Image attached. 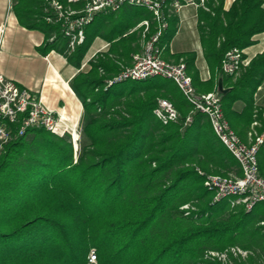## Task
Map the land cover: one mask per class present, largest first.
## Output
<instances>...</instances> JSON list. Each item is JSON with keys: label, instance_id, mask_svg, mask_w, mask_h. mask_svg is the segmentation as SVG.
I'll return each instance as SVG.
<instances>
[{"label": "trees", "instance_id": "obj_1", "mask_svg": "<svg viewBox=\"0 0 264 264\" xmlns=\"http://www.w3.org/2000/svg\"><path fill=\"white\" fill-rule=\"evenodd\" d=\"M43 6L44 0L14 5L23 28L45 35L43 55L56 51L81 70L97 38L111 48L71 83L85 111L80 153L69 135L46 129H32L0 151V264H88L92 251L99 264H226L210 253L232 249L248 253L247 259L230 254L234 264H264V208L248 212L228 200L216 203L204 185L207 175H242L208 117L198 114L186 126L192 106L170 80L105 89L141 50L143 31L135 28L150 20L148 39L157 32L153 14L127 6L100 15L86 28L84 43L68 54L61 27L47 23ZM263 6V0H236L225 11L222 0H209L210 11L200 10L206 59L230 89L218 93L223 111L242 137L257 111L264 132V106L255 101L264 84V53L238 77L225 78L221 68L231 49H247L264 33ZM174 34L167 27L160 44L170 43ZM187 58L199 89L205 84L195 71L196 55ZM161 99L174 105L178 122L164 125L155 116ZM239 104L242 111L236 110ZM259 163L264 175V146Z\"/></svg>", "mask_w": 264, "mask_h": 264}, {"label": "built area", "instance_id": "obj_2", "mask_svg": "<svg viewBox=\"0 0 264 264\" xmlns=\"http://www.w3.org/2000/svg\"><path fill=\"white\" fill-rule=\"evenodd\" d=\"M209 0H44L43 11L47 23L59 25L61 33L68 41V54L84 43L85 30L100 15L118 13L124 7L131 6L145 8L153 14L157 32L149 39L152 23L143 21L139 28L143 29L145 44L140 53L133 55L131 66H122L120 72L107 80L106 88L129 81L144 82L152 79L173 81L188 103L192 112L186 119L189 126L194 116L206 115L212 128L225 148L238 161L242 175L230 174L207 175L205 187L214 194V202L230 201L233 207L244 206L248 212L258 204L264 202V175L260 173L259 153L264 146V132H260L262 121L259 112L249 132V142L244 143L231 128L226 119L222 101L217 93L199 94L193 79L188 74L187 64L168 62L163 59V48L160 39L168 27L166 14L167 3L177 11L186 6L207 7ZM15 0L8 2V18L0 23V59L4 51L8 19L14 14ZM56 38L54 36L51 41ZM246 49H231L222 62V73L227 77H238L251 64ZM87 65L84 66V68ZM104 73V71H101ZM264 96V86L259 87L255 99L259 103ZM258 105V104H257ZM260 106V105H258ZM155 116L164 124L178 122L180 115L174 105L167 100H159L154 111ZM264 120V114H263ZM32 129H46L54 135L71 137L75 151L79 150L81 141L80 122L72 123L64 113H57L46 107L45 103L33 95L29 89L8 80L0 73V151L10 141L25 136ZM186 206L183 210H188ZM230 254L247 257L248 253L239 249H232L225 253H210V256L226 264L230 261ZM88 264H99L95 251L89 256Z\"/></svg>", "mask_w": 264, "mask_h": 264}, {"label": "crops", "instance_id": "obj_3", "mask_svg": "<svg viewBox=\"0 0 264 264\" xmlns=\"http://www.w3.org/2000/svg\"><path fill=\"white\" fill-rule=\"evenodd\" d=\"M222 1L224 2V10L229 11L236 0ZM8 2L9 0H0V23L8 18ZM201 9L203 8L186 6L177 11L171 7V4L167 3L168 28L171 31L174 30L175 34L170 43L165 41L159 45L164 50L163 59L168 62L179 63L183 60L186 63L188 61L187 56L195 54V71L200 83L205 84L199 85V89L196 88L197 92L199 94H218L220 92V80H222L225 90L230 89L224 83V79L213 72L206 59L200 31ZM139 25L135 30L143 31ZM253 41L255 44L246 49L251 60L264 53V33L255 36ZM45 42L46 37L43 33L23 28L15 14L10 16L4 51L0 59V73L8 80L32 91L33 95L41 99L50 110L64 113L72 123L81 122L85 116L84 105L73 90L71 83L81 71L90 70V62L96 55L107 53L111 44L103 38H97L83 61L82 69L79 70L70 65L68 59L56 51L43 55L39 49ZM141 43V50L138 53L143 50L145 44L143 32ZM85 65L87 66L84 68ZM213 76L216 78L214 85H209L208 83ZM191 78L193 79L192 76ZM225 78L229 77L225 76ZM261 100L260 105L264 106V96L261 97ZM236 110L242 111L243 104L237 105ZM238 136L244 143L249 142V136L245 134L243 137L239 134Z\"/></svg>", "mask_w": 264, "mask_h": 264}, {"label": "rangeland", "instance_id": "obj_4", "mask_svg": "<svg viewBox=\"0 0 264 264\" xmlns=\"http://www.w3.org/2000/svg\"><path fill=\"white\" fill-rule=\"evenodd\" d=\"M255 101H256V99H255ZM260 101H262L261 98H260V100H259V103L256 102V105H257V104L260 105ZM258 105H257V106H258ZM260 106H261V105H260ZM84 122H85V117H84V118L81 120V122H80L81 141H80V143H79V150L77 151V153H80L81 146L84 144V139H83V136H82L83 127H84ZM260 208H264V202L258 204L256 210H258V209H260Z\"/></svg>", "mask_w": 264, "mask_h": 264}, {"label": "water", "instance_id": "obj_5", "mask_svg": "<svg viewBox=\"0 0 264 264\" xmlns=\"http://www.w3.org/2000/svg\"><path fill=\"white\" fill-rule=\"evenodd\" d=\"M219 90H220V92H222L223 94H226V93L229 92V90H225V89L223 88L222 80H220V83H219Z\"/></svg>", "mask_w": 264, "mask_h": 264}, {"label": "bare ground", "instance_id": "obj_6", "mask_svg": "<svg viewBox=\"0 0 264 264\" xmlns=\"http://www.w3.org/2000/svg\"><path fill=\"white\" fill-rule=\"evenodd\" d=\"M79 121V120H78Z\"/></svg>", "mask_w": 264, "mask_h": 264}]
</instances>
